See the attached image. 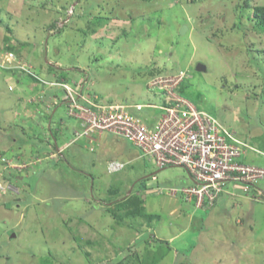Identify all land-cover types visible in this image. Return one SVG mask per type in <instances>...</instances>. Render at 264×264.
Instances as JSON below:
<instances>
[{
  "label": "rangeland",
  "instance_id": "374dc122",
  "mask_svg": "<svg viewBox=\"0 0 264 264\" xmlns=\"http://www.w3.org/2000/svg\"><path fill=\"white\" fill-rule=\"evenodd\" d=\"M255 6L264 0H0V264H264V179L198 210L172 194L194 186L186 169L159 170L108 132L73 142L66 91L49 85L159 103L151 72L183 71L182 95L253 145L246 161L264 168ZM35 83L38 100L20 101ZM115 161L126 166L112 173Z\"/></svg>",
  "mask_w": 264,
  "mask_h": 264
},
{
  "label": "built area",
  "instance_id": "2783aa9c",
  "mask_svg": "<svg viewBox=\"0 0 264 264\" xmlns=\"http://www.w3.org/2000/svg\"><path fill=\"white\" fill-rule=\"evenodd\" d=\"M7 62L12 64L10 59L2 60L3 66ZM184 80L183 71L153 78L148 90L163 100L146 104L101 103L88 89H73L65 81L49 85L66 91L63 101L79 124L73 142L86 138L94 144L108 132L138 147L142 157L159 170L186 169L194 186L172 190V194H181L196 209L208 211L223 195L234 196L236 190L248 193L255 188L264 179V168L246 161L250 152H257L253 145L179 93ZM125 166L115 161L108 170L113 173Z\"/></svg>",
  "mask_w": 264,
  "mask_h": 264
},
{
  "label": "crops",
  "instance_id": "0c3cea01",
  "mask_svg": "<svg viewBox=\"0 0 264 264\" xmlns=\"http://www.w3.org/2000/svg\"><path fill=\"white\" fill-rule=\"evenodd\" d=\"M35 86H36V83L35 84H33L32 86H30V92H32L33 94L30 96V97H28V98H26L25 99V97L24 96H20V94H19V96H17V97H19V100L21 101L22 100V102L24 101H27V103L28 104H31L32 102H35V101H37L38 100V97H39V95L38 94H40L41 93V91L40 90H38L37 88H35ZM23 95V94H22ZM36 104V103H35ZM37 109H35V110H29L28 108H25V114L28 116V117H32V118H35L36 116H37ZM0 141H1V143L3 142L4 144L3 145H5V144H7V139H5V138H0ZM21 165H25V164H21ZM154 179V178H153ZM156 179V178H155ZM150 192V190H147L146 191V193L148 194ZM232 196V195H231ZM246 198V196H240V198ZM248 197V196H247ZM259 199V198H258ZM260 200V199H259ZM258 200V201H259Z\"/></svg>",
  "mask_w": 264,
  "mask_h": 264
},
{
  "label": "trees",
  "instance_id": "16d2710c",
  "mask_svg": "<svg viewBox=\"0 0 264 264\" xmlns=\"http://www.w3.org/2000/svg\"><path fill=\"white\" fill-rule=\"evenodd\" d=\"M252 11H253V15L257 18L258 22L262 25H264V6H255L252 7ZM12 47H8V50L12 51ZM154 71L151 72V76L150 78H156L160 75H166V74H178L179 72H171V73H162V72H155ZM179 93L182 95L181 91H179ZM144 185V184H143ZM145 186V185H144ZM143 186V187H144ZM146 189V186L144 188V190ZM126 200V199H125ZM122 204V203H121Z\"/></svg>",
  "mask_w": 264,
  "mask_h": 264
},
{
  "label": "water",
  "instance_id": "95a60500",
  "mask_svg": "<svg viewBox=\"0 0 264 264\" xmlns=\"http://www.w3.org/2000/svg\"><path fill=\"white\" fill-rule=\"evenodd\" d=\"M185 31H186V28L184 27V28L182 29V33H184ZM196 69H197V71H199V72H204V71L207 70V67H206V65H204V64H202V63H199V64L197 65Z\"/></svg>",
  "mask_w": 264,
  "mask_h": 264
},
{
  "label": "clouds",
  "instance_id": "9594fccd",
  "mask_svg": "<svg viewBox=\"0 0 264 264\" xmlns=\"http://www.w3.org/2000/svg\"><path fill=\"white\" fill-rule=\"evenodd\" d=\"M256 188V187H255Z\"/></svg>",
  "mask_w": 264,
  "mask_h": 264
}]
</instances>
